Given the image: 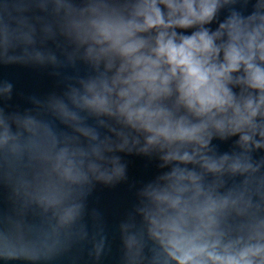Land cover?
I'll use <instances>...</instances> for the list:
<instances>
[{
    "label": "clouds",
    "instance_id": "obj_1",
    "mask_svg": "<svg viewBox=\"0 0 264 264\" xmlns=\"http://www.w3.org/2000/svg\"><path fill=\"white\" fill-rule=\"evenodd\" d=\"M0 65L63 85L0 105V260L88 243L98 262L87 200L127 182L125 154L160 171L118 225L122 264H264V0H0Z\"/></svg>",
    "mask_w": 264,
    "mask_h": 264
},
{
    "label": "water",
    "instance_id": "obj_2",
    "mask_svg": "<svg viewBox=\"0 0 264 264\" xmlns=\"http://www.w3.org/2000/svg\"><path fill=\"white\" fill-rule=\"evenodd\" d=\"M52 71L50 67L0 65V79L9 80L15 85L13 98L7 102H0V105L5 106L9 112H23L33 107L28 101L29 96L46 97L53 92L61 93L63 85L57 77L51 75ZM121 155L128 165L127 182L114 187L97 184L87 200L88 212L96 210L100 214L98 223L94 222L90 215L86 216L88 231L93 234L98 227L103 229L108 241L106 254L98 262L94 261L88 255L91 245L84 243L77 245L64 256L50 262L41 261L38 264H122L123 252L118 225L126 219L135 205L136 189L153 179L160 170L157 167L158 161L155 159L137 155ZM7 195V189L0 186V211L6 212L10 208ZM0 264H30V262L0 260Z\"/></svg>",
    "mask_w": 264,
    "mask_h": 264
}]
</instances>
